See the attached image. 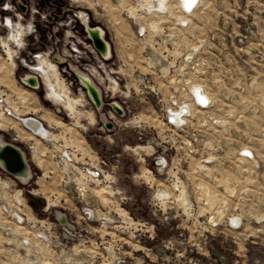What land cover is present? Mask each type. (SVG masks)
I'll list each match as a JSON object with an SVG mask.
<instances>
[{"label": "rangeland", "instance_id": "rangeland-1", "mask_svg": "<svg viewBox=\"0 0 264 264\" xmlns=\"http://www.w3.org/2000/svg\"><path fill=\"white\" fill-rule=\"evenodd\" d=\"M21 1L23 24L33 33L26 47L15 49V68L0 50L3 98L20 115L57 126L87 160L101 162L120 194L106 202L112 221L105 225L97 215L107 213L102 201L88 219L86 201L67 200L59 211L76 229L60 227L59 211L47 212L43 197L61 192L57 167L49 161L54 177L43 179L33 155L45 146L35 137L28 142L19 120L3 114L11 120L0 137L26 156L30 172L26 180L12 178L24 190L19 215H26V228L7 232L1 223L0 264H264V0H198L191 12L180 0L151 10L137 0H128V8L117 0ZM80 12L102 29L108 56L93 43ZM38 52L58 65L69 95L82 96L77 116L66 103H59L65 109L44 99L41 79L37 85L25 80L37 76L25 61L35 65ZM81 75L99 90V103ZM196 84L213 98L203 109L196 108ZM182 102L193 112L171 127L168 108ZM216 210L224 212L218 217Z\"/></svg>", "mask_w": 264, "mask_h": 264}, {"label": "built area", "instance_id": "built-area-1", "mask_svg": "<svg viewBox=\"0 0 264 264\" xmlns=\"http://www.w3.org/2000/svg\"><path fill=\"white\" fill-rule=\"evenodd\" d=\"M21 5V10L17 9V5H13L12 10H14L16 14H25L27 11L25 8V4L22 3ZM11 16L5 17L6 23L7 19ZM40 55L41 54L39 53L35 57L39 58ZM192 91L194 92V99H196L195 101L198 103L196 108L203 109L207 107V103H209V101L206 103L199 101L195 96V91L193 89ZM16 99L19 100V103H24L20 99V97H17ZM0 104L4 105L5 107V111L2 112L4 116L9 115L14 117L15 119H18L24 132L28 134V136L31 135L33 136V138H37V140H39L43 144V146H45L44 151H37L35 149V154L33 155V157L35 156L37 166H39V170L41 171V177L45 180H49L54 177V172L48 169L47 166L49 161L53 162L58 169V179H60L62 182L59 183L61 186V192H46L47 195L46 193H43V197L46 199L45 209L47 210V212H58L61 209L66 210L65 203L67 202V200L73 202L86 201L87 207H85L83 210V216L91 219L97 213L94 203L97 201L100 202L101 197L102 199L108 198L109 200L110 198L116 199V196H119L120 192L116 189V187H114L113 177L111 173H109L108 170L103 167L104 165L99 161H91L85 159V157L80 154V152L76 148L66 145L64 141L62 142L61 139L56 138L55 136L59 135V133L56 132H61V130L57 128V126L52 127L50 125H46V123L43 122L45 124V128L48 130V133L42 134L40 132H35L26 122V120L28 119H33V116L20 115L18 113L20 110H16L18 107L15 108L14 106L9 105L7 101H5V98L4 100H1ZM185 105L186 104L182 102L176 107L171 105L169 106L167 111V121L171 127L177 128L178 124L186 121L185 115L187 114V111L193 112L192 107H188V110L182 109V107H184ZM177 110H180V112H178ZM173 113L179 115L178 118H184V120H175L173 117L176 115H173ZM30 139L31 138L29 137L28 142L31 141ZM8 144L12 145L10 143ZM156 163L162 164V161L156 160ZM4 172L8 174L4 175ZM4 176H7L6 179H4ZM14 177H18L21 180L18 175L10 172L6 168V166L3 167V165L0 164V225L1 223H3L2 229L7 230V232L12 230L14 231L17 227H22L24 228V230L26 228L24 224L26 215H24V217H22V215H19V213H21L23 210L22 207L24 206V190L15 188L17 186H14L13 180L15 179H12ZM83 190L87 191V198H84V195L82 194ZM102 190H104V193L101 192ZM161 190L164 193L166 189ZM96 197L100 200H95ZM124 199L126 198H122L121 201L117 199L116 204L122 207ZM102 207H105L104 210L107 211V213L100 212L97 213V215H99V221H101V223L105 225V221L106 223L107 221H112L108 216V209L111 208L108 205L104 204ZM58 213L59 214L56 217V220L59 226L63 227L66 231H74V229H76V226L73 222H71L68 214L61 211H59ZM64 236L69 237L67 233H64ZM7 237L11 240V237Z\"/></svg>", "mask_w": 264, "mask_h": 264}, {"label": "bare ground", "instance_id": "bare-ground-1", "mask_svg": "<svg viewBox=\"0 0 264 264\" xmlns=\"http://www.w3.org/2000/svg\"><path fill=\"white\" fill-rule=\"evenodd\" d=\"M1 1V0H0ZM77 1H79V2H84V0H77ZM138 1V3L139 4H141L143 7H148L149 8V10H151V8H156V9H158V7H160V8H167V7H169V3H170V1H168V0H137ZM13 1L12 0H7V5H8V7L6 8V9H4V8H0V16H3L4 14H7V16H11L12 15V12H11V9H12V7H13V3H12ZM127 2H128V0H117V3H118V6H120V7H122V8H126V6H127ZM169 2V3H168ZM197 2H198V0H180V3L182 4V6L184 7V9L185 10H187L188 12H191V11H193V9L196 7V4H197ZM129 4V3H128ZM130 7V6H129ZM170 7H171V5H170ZM127 8H128V6H127ZM23 9H24V7H23ZM167 10V9H166ZM129 11H130V13L131 14H133L134 16H136L137 15V11H138V9L136 8V7H130V9H129ZM11 14V15H10ZM80 14H81V16H82V18L81 19H83V22L86 24V27L88 28V31H89V33L91 34V36H92V41H93V43H95L94 41H95V39H96V37L97 38H102V29H100L99 27H97V28H94V27H91L90 26V24L88 25V16L85 14V13H82V12H80ZM17 15V16H16ZM16 16V17H15ZM177 20H178V18H177ZM23 21H24V17H23V15L22 14H19V13H17V14H15V15H12L11 17H9L8 19H7V23L5 24V20H4V18H2V23L0 24V47H1V52L2 53H4V54H6L7 55V59H8V61H9V64L13 67V68H15L16 67V61H15V56H16V51H15V49L16 48H24V47H26L25 46V39L28 37V36H30L33 32H30L29 30H27V28H24L23 29V32H22V34H21V39L22 40H24L23 42H20L19 43V41H12V42H10V44L7 46V47H5L4 45H3V43H2V39L3 38H6V36L7 35H9V31L11 32L12 30L14 31V30H16L17 28H18V24H23ZM91 21V20H90ZM181 22H184L185 24H186V22H187V19H186V17H184L183 18V20L181 19L180 20V23ZM188 22H189V20H188ZM90 23V22H89ZM183 23V24H184ZM24 25V24H23ZM153 26V27H155V29L157 28L158 30H160V28H159V25L158 24H155V22H153V24H150V26ZM141 26L143 27V29H146V26L145 25H142L141 24ZM152 27V28H153ZM156 29V30H157ZM161 29H162V27H161ZM147 30V29H146ZM157 30V31H158ZM160 32H161V30H160ZM164 34V33H163ZM172 35L170 34V35H168V36H166L167 38H169V37H171ZM19 37V38H20ZM166 38V39H167ZM173 38V37H172ZM172 38H171V40H170V42L172 41ZM170 39V38H169ZM172 43H174V40H173V42ZM108 42L107 41H105L104 42V45H103V48H101V51L103 52V54L104 55H106V56H108L109 55V53H110V47L108 46ZM77 49H81V47H79V45L78 44H75L74 45ZM11 52L12 54H13V57H10V56H8V52ZM70 51H72V49H70ZM74 51V50H73ZM72 51V52H73ZM40 53V52H39ZM153 53V52H152ZM190 56V55H189ZM36 58H38V57H36ZM38 62L35 64V65H31V63L29 62V59H27L25 62H27L26 63V65H28V66H31L32 68V72L33 73H35V74H37V76H32V77H30V76H28L25 80L27 81V82H31V83H33L34 85H37L38 84V79L40 80L41 79V82H43L44 83V85H45V82H44V72L43 71H41V70H37L38 68H40L43 64H42V62H44V61H48V59H46V57H44V56H39V58H38ZM49 62L50 63H52V61H50L49 60ZM52 64H54L55 66H56V68L59 70V68H58V65L56 64V63H52ZM40 72V73H39ZM108 74V73H107ZM59 76H60V72H59ZM80 79H81V81L83 82V84L86 86V88H87V90L88 91H90V93L92 94V97L94 98V100H96V102H100L101 101V98H100V94H99V90L98 89H96V87L94 86V84L92 83V81H91V79L87 76V75H81V77H80ZM108 79H111L115 84H116V81L114 80V78L111 76V75H109L108 74ZM116 86V85H115ZM113 88H115V87H113ZM206 87H204V86H202V84L200 85V84H196V85H193V90L195 91V96H196V98L199 100V101H201V102H203V103H206V102H208L209 100H211V98L212 97H210V94H209V92L205 89ZM113 90V89H112ZM44 99H46V100H49V101H51V102H53L54 104H57V105H60V106H62L61 104H59V103H66L65 104V107L67 108V111L69 112V114H72V115H76L77 113L79 114V110H78V108H77V106L80 104V98L82 97L81 95H79L77 98H74V97H72V96H70L71 94H70V90L68 89V87H66V85L64 84V82L62 81V79L61 78H59L58 77V75H57V84H55V86L53 87V96H54V98H56V100H58V102L59 103H56V102H54L53 100H52V98H53V96L51 95H49V90L47 89V87H46V85H45V89H44ZM3 94H5L6 95V93H3L1 90H0V103H1V100L3 99L4 100V98H3ZM70 94V95H69ZM83 94V93H82ZM16 95H18V97H20V99L22 100V99H24V97H23V95H21V94H16ZM74 98V99H73ZM7 99H9L10 100V95L8 94L7 95ZM75 99H77L78 100V102L77 101H75ZM25 100V99H24ZM212 100H213V98H212ZM5 101H7L8 102V100H6L5 99ZM191 101V100H190ZM25 102V101H24ZM27 102V101H26ZM29 102V101H28ZM30 103V102H29ZM192 103V102H191ZM15 104V103H14ZM25 104H27V103H25ZM191 104H186L184 107H182V109H185V110H188V107H190L191 108V106H190ZM7 106H8V104H7ZM25 106V105H24ZM15 107V106H14ZM26 107H28V105L26 106ZM63 107V106H62ZM16 108V107H15ZM24 108V107H23ZM64 108V107H63ZM193 109V108H192ZM3 111H5V107H4V105H2V104H0V128L1 129H7V127H8V122L11 120V119H7L6 117H4L3 116ZM178 112H180V110H177ZM85 115H87V114H85ZM173 115H176V116H174L173 118L175 119V120H184V118H178V116L179 115H177L176 113H173ZM194 115H196V114H194ZM77 116V115H76ZM81 117V116H80ZM8 121H7V120ZM14 119H12V121H13ZM15 121V120H14ZM26 122L28 123V125L35 131V132H40V133H42V134H47L48 133V130L45 128V124L43 123V120H41L40 118H38V117H34L33 116V119H28V120H26ZM62 123V122H61ZM12 125L10 126V127H13V126H15V125H13V122L11 123ZM22 128V127H21ZM22 131H24L23 130V128L21 129ZM21 131V132H22ZM20 132V131H19ZM23 134H25V133H23ZM23 134H22V136H23ZM27 136H28V134H26ZM25 136V135H24ZM29 137L30 138H33V136H31V135H29ZM56 138H58V139H61V141L63 142H65V144L66 145H69V146H71V147H73V148H76L77 150H78V148L77 147H75V146H73V145H71L68 141H66V139H64L61 135L59 136V135H56L55 136ZM66 138V137H65ZM70 138V137H69ZM9 142H7L6 140H4V139H2L1 137H0V152H1V150L5 147V146H9V144H8ZM72 143V142H71ZM10 146H14L15 148H17L14 144H12V145H10ZM18 150H19V148H17ZM243 150H245V151H247L248 153H250V154H253L254 155V151L252 150V149H250V148H243L242 149V151ZM20 151V150H19ZM79 151V150H78ZM244 151V152H245ZM21 152V151H20ZM253 152V153H252ZM22 156H23V154H22ZM255 156V155H254ZM253 156V157H254ZM82 157V156H81ZM248 157V156H247ZM86 159V158H85ZM243 159V158H242ZM245 159V158H244ZM88 160H91V161H93L92 159H88ZM23 161H24V163H25V168L22 170V171H20V172H15L16 173V175H18L21 179H23V180H26L28 177H29V166L27 165V162H26V156L24 157L23 156ZM259 162V161H258ZM0 164H2L3 165V167H5V163H4V160L0 157ZM205 168L206 166L205 165H201V168ZM147 175V174H146ZM148 178L149 179H151L149 176H148ZM159 190H161V189H159ZM102 193H104V190H102L101 191ZM101 192H100V194H101ZM166 191H164V193H165ZM82 194L84 195V198H87L88 197V193H87V191H82ZM158 194H160V193H158ZM163 193H161V195H162ZM166 194V193H165ZM214 198V197H213ZM108 199H105V198H103L102 199V197H101V200H100V202L102 201L103 202V204L104 205H106V201H107ZM212 200V199H211ZM212 203H213V201H212ZM215 204V206H217V207H222V206H224V204H222V206H221V204L220 203H214ZM217 211V215H218V217L219 216H221L220 215V213H223L224 211H221V210H216ZM239 218H241V216L240 215H238V216H233L232 217V220H233V222H234V224H239Z\"/></svg>", "mask_w": 264, "mask_h": 264}, {"label": "flooded vegetation", "instance_id": "flooded-vegetation-1", "mask_svg": "<svg viewBox=\"0 0 264 264\" xmlns=\"http://www.w3.org/2000/svg\"><path fill=\"white\" fill-rule=\"evenodd\" d=\"M74 2L80 3L77 0H74ZM22 3L23 2L21 0H16V2L14 4L18 6L17 7L18 10H21V6H22L21 4ZM80 5H83V4L80 3ZM7 7H1L0 6V8H4V9H6ZM11 12H12V15L16 14L15 11L12 10V9H11ZM6 16H7V14H4L3 16H0V19H1L0 23H2V18H4V20L6 21V19H5ZM5 24H6V22H5ZM24 28H26V26H24L23 24H18V28L16 30H14V31L12 30L11 32L9 31V35H7L6 38L2 39L3 45L5 47H7L10 44V42H12L13 40L14 41H19V43L23 42L24 40H22L20 36H21ZM8 56L13 57V54L9 51L8 52ZM42 64L43 65L40 68H38L37 70H41V71L44 72L45 85H46L47 89L50 92L49 95L53 96V87L55 86V84H57V75H58L59 78H61L59 76V70L56 68V66L54 64L50 63L49 61H44V62H42ZM52 100L54 102H56V103H59L58 100H56V98H54V96H53Z\"/></svg>", "mask_w": 264, "mask_h": 264}, {"label": "water", "instance_id": "water-1", "mask_svg": "<svg viewBox=\"0 0 264 264\" xmlns=\"http://www.w3.org/2000/svg\"><path fill=\"white\" fill-rule=\"evenodd\" d=\"M94 42L96 46L103 48L104 42L101 38L96 37ZM0 157L4 160L6 168L14 174H16L15 172L18 173L25 168L22 152L14 146H5L0 152Z\"/></svg>", "mask_w": 264, "mask_h": 264}]
</instances>
